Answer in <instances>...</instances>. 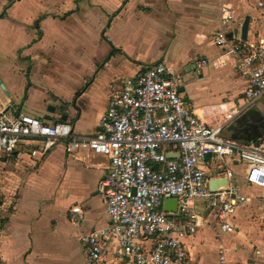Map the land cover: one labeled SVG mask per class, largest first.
I'll use <instances>...</instances> for the list:
<instances>
[{
  "label": "crops",
  "instance_id": "crops-1",
  "mask_svg": "<svg viewBox=\"0 0 264 264\" xmlns=\"http://www.w3.org/2000/svg\"><path fill=\"white\" fill-rule=\"evenodd\" d=\"M221 5L233 11L231 40L241 39L249 16L244 42L264 47V0H0V112L69 122L74 134L93 136L123 80L162 60L181 76L180 95L202 122L223 124L222 137L239 144L264 139V97H244L247 80L232 59L211 63L222 55L213 41ZM200 59L209 63L196 73L192 63ZM233 108L239 113L225 121ZM41 147L38 138H26L0 154V264H87L81 236L109 224L101 192L108 158L68 152L65 140L30 154ZM214 166L201 163L209 182L229 169L247 201L225 233L207 200L196 201L201 225L183 240L185 264H219L220 251L226 264H264V186L247 183L245 165L234 158L219 178ZM73 206L83 211L78 224Z\"/></svg>",
  "mask_w": 264,
  "mask_h": 264
},
{
  "label": "built area",
  "instance_id": "built-area-1",
  "mask_svg": "<svg viewBox=\"0 0 264 264\" xmlns=\"http://www.w3.org/2000/svg\"><path fill=\"white\" fill-rule=\"evenodd\" d=\"M219 13L220 29L213 41L222 55L211 63L222 66L227 62L222 57L232 59L247 80L244 97L253 103L264 97V47L231 40L227 34L233 11L221 5ZM208 63L196 60L192 68L197 73ZM181 82V76L162 60L145 66L111 94L93 136L74 134L69 122L48 124L24 112H0V154L12 153L26 138H38L42 147L31 151L32 156L65 140L68 152L81 150L108 158L101 192L109 224L81 236L87 264L106 259L110 264H185L183 240L201 225L197 200H207L219 233L232 232L230 218L247 198L232 182L229 169L223 175L227 185L210 191L209 177L201 168L205 160L215 165L213 178H219L226 160L234 158L245 165L247 183L264 186V139L239 144L223 138V124L202 122L185 104L178 91ZM238 113L229 110L225 121ZM166 198L177 201L178 217L162 210ZM70 211L76 224L83 221L79 206ZM147 240L150 248L144 245ZM254 256L260 257V250ZM218 263L226 264L223 251Z\"/></svg>",
  "mask_w": 264,
  "mask_h": 264
},
{
  "label": "water",
  "instance_id": "water-1",
  "mask_svg": "<svg viewBox=\"0 0 264 264\" xmlns=\"http://www.w3.org/2000/svg\"><path fill=\"white\" fill-rule=\"evenodd\" d=\"M249 16H245L241 24L240 29V38L241 40H246V34L248 29ZM178 91H181V88H178ZM227 185V179H214L211 182H208L209 190L214 192L220 188H223ZM162 210L167 213L168 216H179V210L177 208V201L174 198H166L162 202Z\"/></svg>",
  "mask_w": 264,
  "mask_h": 264
}]
</instances>
